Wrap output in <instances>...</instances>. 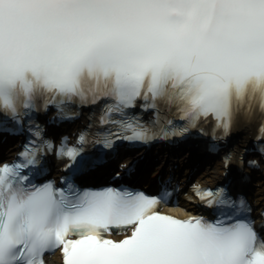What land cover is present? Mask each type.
Returning a JSON list of instances; mask_svg holds the SVG:
<instances>
[{
    "label": "snow or ice",
    "instance_id": "obj_1",
    "mask_svg": "<svg viewBox=\"0 0 264 264\" xmlns=\"http://www.w3.org/2000/svg\"><path fill=\"white\" fill-rule=\"evenodd\" d=\"M81 106L102 131L69 144L56 127ZM254 108L264 139V0H0V141L20 137L0 160V264H47L57 249L63 264H264V210L257 224L226 167L256 166L247 143L222 155L225 179L193 190L212 218L158 211L171 177L151 193L109 180L135 160L103 186L78 182L120 140L192 135L219 151ZM92 142L107 152L85 151ZM113 225L131 234L109 238Z\"/></svg>",
    "mask_w": 264,
    "mask_h": 264
},
{
    "label": "bare ground",
    "instance_id": "obj_2",
    "mask_svg": "<svg viewBox=\"0 0 264 264\" xmlns=\"http://www.w3.org/2000/svg\"><path fill=\"white\" fill-rule=\"evenodd\" d=\"M246 126H248L249 127V130H252L253 129V127H252V124L251 125H246ZM58 259H57V257H55V256H52L51 258H50V260H49V262H48V264H50L51 263V261H57Z\"/></svg>",
    "mask_w": 264,
    "mask_h": 264
}]
</instances>
